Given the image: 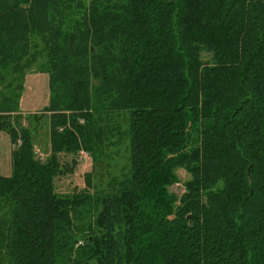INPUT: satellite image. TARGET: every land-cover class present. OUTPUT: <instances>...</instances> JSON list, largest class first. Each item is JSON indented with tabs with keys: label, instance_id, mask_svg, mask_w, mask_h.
I'll return each mask as SVG.
<instances>
[{
	"label": "trees",
	"instance_id": "trees-1",
	"mask_svg": "<svg viewBox=\"0 0 264 264\" xmlns=\"http://www.w3.org/2000/svg\"><path fill=\"white\" fill-rule=\"evenodd\" d=\"M40 59L44 161L41 116L17 113ZM0 131L17 145L0 264H264V0H0ZM117 136L123 178L96 198L56 192L61 154Z\"/></svg>",
	"mask_w": 264,
	"mask_h": 264
},
{
	"label": "rangeland",
	"instance_id": "rangeland-1",
	"mask_svg": "<svg viewBox=\"0 0 264 264\" xmlns=\"http://www.w3.org/2000/svg\"><path fill=\"white\" fill-rule=\"evenodd\" d=\"M41 61L40 59L25 72L22 80L23 88L17 99V113L25 118V122L32 114L41 116L38 119V125L33 128L32 133L34 136L35 154L38 159L44 161L51 154L52 143L50 141L51 133L49 126L51 113L45 111L50 104L49 74L45 70L41 71L39 66V62ZM125 115L126 113H123L119 116L120 122H124ZM63 129L62 127L60 130ZM113 140L118 141V136ZM20 142L18 140L19 144ZM118 142L105 146L100 156L94 150L92 151L90 148H86L82 140H79L80 146L75 155L61 154V163L64 166L67 165L71 171L64 172L54 179L56 192L60 195L87 192L93 197H97L102 188L113 177L123 178L128 166V142L126 140L124 142ZM16 146L11 142L9 135L5 131H0V175L10 176L12 174V155ZM80 151L86 154L82 156ZM38 154H42V156ZM175 173L178 181L170 187V191L180 196L185 192V184L192 176L184 167H178Z\"/></svg>",
	"mask_w": 264,
	"mask_h": 264
},
{
	"label": "built area",
	"instance_id": "built-area-1",
	"mask_svg": "<svg viewBox=\"0 0 264 264\" xmlns=\"http://www.w3.org/2000/svg\"><path fill=\"white\" fill-rule=\"evenodd\" d=\"M81 152V155L83 156V154H86L85 152L83 151H80ZM39 156H42V154H38Z\"/></svg>",
	"mask_w": 264,
	"mask_h": 264
}]
</instances>
